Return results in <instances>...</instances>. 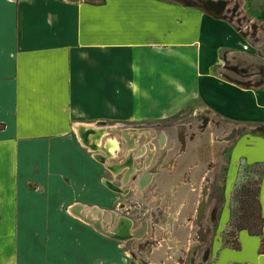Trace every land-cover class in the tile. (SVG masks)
Segmentation results:
<instances>
[{
  "label": "crops",
  "instance_id": "obj_1",
  "mask_svg": "<svg viewBox=\"0 0 264 264\" xmlns=\"http://www.w3.org/2000/svg\"><path fill=\"white\" fill-rule=\"evenodd\" d=\"M236 37L177 0H0V264H96L97 232L70 208L95 210L104 230L95 204L109 192L80 132L187 107L235 128L204 264H264V175L261 233H227L241 170L264 168V90L219 66Z\"/></svg>",
  "mask_w": 264,
  "mask_h": 264
},
{
  "label": "rangeland",
  "instance_id": "obj_2",
  "mask_svg": "<svg viewBox=\"0 0 264 264\" xmlns=\"http://www.w3.org/2000/svg\"><path fill=\"white\" fill-rule=\"evenodd\" d=\"M177 1L184 4L198 5L229 23L233 34L237 35L236 40L239 43L225 45L219 50V57L221 59L219 66L222 65L224 74L236 77L240 76L246 80L249 79L247 82L264 90V0ZM125 129L132 130L123 132ZM229 131L226 123L215 118L210 121L203 113L197 112L196 108L187 107L167 119L154 122L125 121L110 123L104 128L101 135L89 133L90 139L88 141L95 142L98 146L96 151L106 157L105 164L97 161L100 167L98 169V182L102 186L107 189V186L103 183V179L109 180L112 177L115 179V185H122L119 181L122 176L127 174L125 182L128 181V183L123 188H129L131 196L124 199V196L118 194L114 195V200L115 203L124 200L127 205H132L127 215L136 223L135 228H138L140 225L142 211L141 209L136 211L133 207L141 208L143 202L137 196L132 195L137 191L135 182L141 180L142 177H148L145 182L141 180L143 184L141 190L139 189V192L143 196L142 198L145 199L143 214L151 212L153 209L161 216L164 214L163 206L167 200L173 198V203H178V205L184 203L182 194L184 187H179L182 192L179 189H175V195L173 196H171L172 191L170 190L172 186H182L181 183L184 182L192 184V188L194 189L190 194L191 202L189 207L191 211L190 215L192 216L194 203L199 198L198 191L201 187H206L208 190V194L206 195L208 226L205 232L206 236L204 235V237H206L207 246L209 247L212 239L219 233L217 220L219 208L222 206L223 201L222 188L215 182L216 180L220 181L225 176L227 163L233 149V141L235 140L218 141L217 137L227 135ZM125 133H127V136H125ZM161 138H163L162 142H160ZM79 139L81 140L80 136ZM111 140L116 141L118 147L115 153L107 154L101 149H103V146L105 147L107 141ZM128 140H131V145H128ZM82 145L85 146V144ZM128 155L130 156L128 157ZM128 160L129 163L127 162ZM107 164L112 165L113 168H107ZM130 166L132 168L129 170ZM109 171L112 172L110 173ZM119 172L121 173L116 176ZM263 175L264 168L260 166L250 168L247 171L241 170L239 176H241L243 181H246L242 185H248V188L253 192L257 183L260 184ZM167 177L172 178V180L168 178V180H171L169 182L170 185H163V180ZM242 185L237 186L236 191H234V199L236 197L238 199L239 190ZM188 190L189 188L186 187V192ZM169 196L171 197L169 198ZM95 205L102 209L100 219L103 224L105 223L104 219L106 216L104 204L96 203ZM178 210L179 208H175V211ZM90 211L92 218L94 217L95 210ZM172 211L171 209L170 213ZM183 211H185L184 206ZM97 217H99L98 214ZM181 222L182 220L176 221V228L174 231H171L174 238L172 246L176 252L170 250L169 253L170 256L174 255V257L167 259V251L163 247L162 250L155 254L154 258L146 260V262H143L144 264H201L200 252L204 244L200 243L201 239L197 235V230L201 226V223L194 226H192V223L189 224L191 229L187 231L188 228L184 230L179 228V223ZM231 225L232 227L227 233L232 235L237 228V219ZM148 230L149 233L143 240L152 241L153 236L150 234L153 231V227L151 223H149ZM96 232L97 235L94 238L95 246L89 251L91 256L94 255L96 257V264H100V262L104 264L103 258L100 259L99 257H103L107 246L109 247L106 250L109 249L111 251V263L109 264H130L127 259L129 254L123 252L124 248L119 246L118 242L112 241L110 245L105 235L97 230ZM164 232L159 231V239L154 241L155 244L162 239ZM180 235L183 237V240L181 243H177ZM139 241L137 238L132 241L131 246L133 248L131 247L132 255L130 253V258L142 263V260L137 259L140 255L138 254L139 250L137 246ZM83 250V244H81L80 255H82ZM147 257L148 254H146Z\"/></svg>",
  "mask_w": 264,
  "mask_h": 264
},
{
  "label": "flooded vegetation",
  "instance_id": "obj_3",
  "mask_svg": "<svg viewBox=\"0 0 264 264\" xmlns=\"http://www.w3.org/2000/svg\"><path fill=\"white\" fill-rule=\"evenodd\" d=\"M125 131L126 130H124L123 132H125ZM229 132H231V130ZM125 136H127V133H125ZM162 141H163V138L160 139V142H162ZM127 142H129L128 145H131V143H132L131 140H128ZM129 156L130 155H128V157ZM129 160H130V158H129ZM129 160L127 161L128 163H129ZM107 166H108L107 168L113 167L110 164H107ZM131 168L132 167L130 166V168H128V169L130 170ZM158 169H161V168H158ZM116 171H117V169H116ZM120 173L121 172L117 173L116 176ZM126 177H127V175L122 176L121 180L119 181L120 184H122V185H115L114 184L115 179L113 177L109 180L107 179L108 182L109 181L113 182V184L116 187H120L118 189H114L110 186H107V191L109 192V194L106 195V200H105V204H104L106 216L104 219L105 223H103V228H104L106 234H103V235H105L109 244L112 243V241L118 242L119 246L124 248L123 252H126L127 254H129L128 255L129 257H127V259H128L130 264H144L143 262H146V260L154 258L155 254L158 251L162 250L163 247H165V249L167 251L166 252V255L168 256L167 259H170V258H173L174 255L170 256L169 251L174 250L176 252V250L172 246V242H173L174 238H173V232H171V231H174L176 228V221L182 220V222L179 223V228L181 230L188 228L187 231L191 229L189 227V224L192 223V226H194V225L201 223V226L197 230V235L201 239L200 243L204 244V246L200 252V256H201V260H202L201 264H204L206 257H207V251H208L207 239H206V237H204V235L206 236L205 232H206L207 226H208V221H207V217H206V215H207L206 214V212H207V198H206L207 196L206 195L208 194L207 188L201 187L199 189V191H198V197L199 198L196 201V203H194V208L192 209V216L190 215L191 211H190L189 207H190V202H191L190 194L194 191V189L192 188V184H186L184 182L181 183L182 186H180V185L179 186H172L173 185L172 184L171 185L172 187L170 188V190L172 191L171 196H173V195H175V189L178 190L179 187H184L183 192L179 189L183 194L184 203H182L181 205H178V203L177 204L173 203L172 202L174 200V198H173L171 200H167V202L163 206L164 214H162L161 216H160V214L155 212L153 209L151 210V212L143 214L142 212H143V209L145 206V199L142 198L143 196L141 195V193L139 191L141 190V186L143 184V183H141V180H142V182H145V180L148 177H145V178L142 177L141 180H138L135 182V185L137 186V191L135 192V194L132 195L135 197L137 196L143 202L141 204V208L140 207L139 208L133 207V209H136V211H138L139 209H141V211H142L141 212V218H140V225L138 226V228H135L136 223L134 222V220L130 216L127 215L128 210H131L132 205H130V204L127 205V203L124 202V200L123 201H117L116 203L114 200V195H118V194L121 196H124V199H126L128 196H131L130 192H129L130 189L129 188H123L128 183V181L125 182V180L127 179ZM168 178L172 180L171 177H167L165 180H163V185H170L169 182L171 180H168ZM135 185H134V188H135ZM186 187L189 188L188 192H186ZM171 196H169V198ZM203 199L205 201L204 213L199 218V214H198L199 206H200V203L203 201ZM183 206H184L185 211H183ZM175 208H179V210L175 211ZM171 209L173 210L172 213H170ZM182 212H184V213L180 216V214ZM216 213H217V210H216ZM149 223H151V226L153 227V231H151V234H150L153 236L152 241H148L147 239L143 240V239H145L146 235L149 233V230H148L149 229ZM159 231H161V232L165 231V232L162 236V239L155 244L154 241L156 239H159V234H160ZM126 235H128V236H126ZM136 236H138V237H136ZM135 238L140 240L137 244L138 250H139L138 254H140L137 259L142 260V263H139V261H134L130 258V253L132 255L131 247L133 248V246H131V243ZM204 238H205V240H204ZM180 239L177 241V243L182 242L183 237L181 235H180ZM202 240H204V241H202ZM146 254H148L147 258H146Z\"/></svg>",
  "mask_w": 264,
  "mask_h": 264
},
{
  "label": "trees",
  "instance_id": "obj_4",
  "mask_svg": "<svg viewBox=\"0 0 264 264\" xmlns=\"http://www.w3.org/2000/svg\"><path fill=\"white\" fill-rule=\"evenodd\" d=\"M253 192L248 185H242L238 194V203L240 214L237 218V228L245 227L251 233H261V213L259 202V183Z\"/></svg>",
  "mask_w": 264,
  "mask_h": 264
},
{
  "label": "water",
  "instance_id": "obj_5",
  "mask_svg": "<svg viewBox=\"0 0 264 264\" xmlns=\"http://www.w3.org/2000/svg\"><path fill=\"white\" fill-rule=\"evenodd\" d=\"M81 128H83V126ZM125 130H132V129H125ZM103 131H104V128H102V127H99V128H91L90 130H87L84 135L82 134L83 132H80V135L79 136L81 138L80 142L82 144H85V147H87L89 149V151L92 153L93 158L96 161L101 162L102 164H105V156L102 153L96 151V149H97L98 146L96 144L88 141V139H90V137L88 136L89 133H91L92 135L93 134H99V135H101V133ZM234 131H235V128H233L231 130V132H229L227 135H223L221 137H217V140L218 141H229L232 138V136H234ZM103 183L106 186H109L108 185L109 182L107 181V179H103ZM94 208H96V207H94ZM70 210L72 212L76 213L82 220H84L85 222L91 224L95 228V230H97V231L101 232L102 234H104V230L100 226L99 221L98 220H94L88 214H86L85 210L82 209V207H80L79 204L73 205L70 208ZM98 211L100 213L101 212V209H99Z\"/></svg>",
  "mask_w": 264,
  "mask_h": 264
},
{
  "label": "bare ground",
  "instance_id": "obj_6",
  "mask_svg": "<svg viewBox=\"0 0 264 264\" xmlns=\"http://www.w3.org/2000/svg\"><path fill=\"white\" fill-rule=\"evenodd\" d=\"M132 132V131H131ZM135 132V131H134ZM133 133V132H132ZM228 134V133H227ZM104 136V135H103ZM233 137L234 136H232V138L230 139V140H232L233 139ZM89 140V139H88ZM229 140V141H230ZM92 143H94V144H96L95 142H92ZM129 143V142H128ZM132 144V143H131ZM97 145V144H96ZM118 147V143L116 142V141H114V140H111V141H107L106 142V145H105V147L103 146L102 148L103 149H101V150H104L107 154H112V153H115V150H116V148ZM142 149V148H141ZM141 149L139 150V151H141ZM140 153V152H139ZM111 156V155H110ZM106 158V157H105ZM121 164V163H120ZM122 165V164H121ZM113 168V167H112ZM111 168V169H112ZM110 169V170H111ZM115 171V170H114ZM123 171V170H122ZM112 172V171H111ZM116 173V172H115ZM125 174V173H124ZM131 174V173H130ZM125 175H127V174H125ZM127 178V177H126ZM108 185L109 186H111L112 188H114V189H118V188H120V187H116L114 184H113V182H110L109 181V183H108ZM122 189V188H121ZM123 192V191H122ZM204 203V204H203ZM204 208H205V201H204V199H203V201L200 203V206H199V211H198V214H199V218H200V216L201 215H203V213H204ZM121 228V227H120ZM127 229V228H126ZM124 231V230H123ZM118 233V232H117ZM116 233V234H117ZM126 236H128V235H126Z\"/></svg>",
  "mask_w": 264,
  "mask_h": 264
}]
</instances>
